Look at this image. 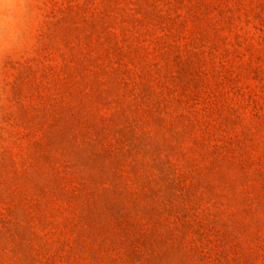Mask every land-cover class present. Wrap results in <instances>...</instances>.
<instances>
[{
	"label": "rangeland",
	"instance_id": "obj_1",
	"mask_svg": "<svg viewBox=\"0 0 264 264\" xmlns=\"http://www.w3.org/2000/svg\"><path fill=\"white\" fill-rule=\"evenodd\" d=\"M0 264H264V0H5Z\"/></svg>",
	"mask_w": 264,
	"mask_h": 264
},
{
	"label": "clouds",
	"instance_id": "obj_2",
	"mask_svg": "<svg viewBox=\"0 0 264 264\" xmlns=\"http://www.w3.org/2000/svg\"><path fill=\"white\" fill-rule=\"evenodd\" d=\"M5 4V0H0V5Z\"/></svg>",
	"mask_w": 264,
	"mask_h": 264
}]
</instances>
